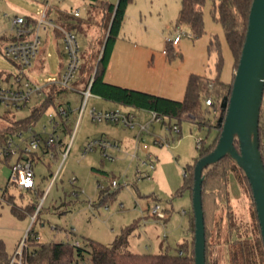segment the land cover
Instances as JSON below:
<instances>
[{
  "label": "rangeland",
  "instance_id": "1",
  "mask_svg": "<svg viewBox=\"0 0 264 264\" xmlns=\"http://www.w3.org/2000/svg\"><path fill=\"white\" fill-rule=\"evenodd\" d=\"M130 4H132V12L134 11L138 16L134 22L135 27L147 25L155 29L160 26L161 19L179 13L182 0H132ZM89 8V0H0V38L5 33H13L12 18L16 15L39 17L46 11L48 18L52 17L57 21L63 14L73 13L79 9L81 12L79 18L71 16L67 19L73 22L83 19L84 22L88 12L92 10ZM204 19L207 31L220 32L219 34L224 35L221 24L212 17L210 1L204 7ZM86 37L84 36L83 39L81 35L82 65L85 61L83 49H89L91 42L97 43L96 40H86ZM99 37H102V34ZM41 39L43 50L40 54L46 57V67L32 74L42 81L45 77L58 73L60 62L65 60V56L61 41L56 43L53 37L48 39L43 33ZM95 47L98 49V43ZM166 47L167 45L164 48ZM210 65L214 68V60H210ZM0 70L11 74L17 71L16 65L4 56V47L0 50ZM77 76L73 83L76 90L67 93L73 108L70 117L75 138L69 155L47 194L38 219L34 222L35 234L40 236L41 242L76 243L78 241L84 245L88 239H93L100 243L111 244L124 228L135 224L128 236L129 250L140 253H158L166 250L176 252L180 243L185 242V239H192V232L189 229L192 198L189 190L182 188L185 172L188 164L199 155L197 137L205 138L209 143L216 135V130L207 126L199 127L190 120H183L180 132H170L164 124L162 133L156 132V137L151 139V144L158 147V151L153 147L138 149L135 142L129 154H134L138 149L137 155L130 156L119 167H110V169L106 167L108 174H105L100 171L103 156L98 149L82 154L87 141L101 134L105 125L92 120L90 108L95 104L98 110H101L100 106H104L103 103L96 102L99 99L97 96H90L86 109L80 117V108L84 100L80 89L83 87V72L79 70ZM11 80L14 81L13 76ZM42 100L43 97H33L28 105L22 108L7 107L0 103V128L8 126L15 119L31 114L33 108ZM106 101L112 103L110 100ZM203 110L208 117L214 119L212 108L209 109L203 104ZM47 120V112H45L37 121L35 128L38 131L43 130ZM154 123L158 124L155 121ZM120 125L115 124L119 127ZM150 131L149 129L147 132ZM27 134L25 131V136ZM70 137L69 135L68 143ZM168 137L169 144L161 145L155 142L156 138ZM15 140L20 142L21 138L16 136ZM148 152L154 155L155 168L151 169L149 165L143 163ZM62 159L63 156L50 164L42 160L36 163L39 194L35 191H21L16 185L8 184L10 167L1 161L0 196L5 192L7 196H12L13 202L18 206L39 203L57 173ZM157 168L158 171L155 173ZM139 171L141 176H138ZM113 173L116 175L114 176ZM73 178H76L74 184L71 183ZM113 179L118 180L119 186L112 185ZM229 190L231 199L227 201L222 199L219 207L213 211L210 208L208 214V222L214 231L217 222L224 220L220 229L222 236L227 234L229 221L240 226L241 231L253 224V204L246 187L241 186L232 177ZM157 203L163 209L168 208L170 216L166 219L152 216L150 211ZM11 208L12 201H0V239L4 240L8 253L14 255L26 239L32 217L17 216ZM21 227H24L22 231H20ZM216 255L217 258L222 257L223 249L217 250ZM89 258L90 254L86 252L85 259L89 260Z\"/></svg>",
  "mask_w": 264,
  "mask_h": 264
},
{
  "label": "trees",
  "instance_id": "2",
  "mask_svg": "<svg viewBox=\"0 0 264 264\" xmlns=\"http://www.w3.org/2000/svg\"><path fill=\"white\" fill-rule=\"evenodd\" d=\"M208 1L211 2L213 19L223 27L227 42L234 56V68L236 69L245 42L253 0H182L176 26L187 25L192 38L201 37L205 33L204 7ZM131 2L132 0H118L117 3L102 1L101 8L104 12L103 33L102 37L95 39L99 45L98 49H95L97 43L94 42H91L89 49H83L85 61L80 68L83 72V87L80 89L84 90L90 85V91L94 95L124 106L156 112L158 115L168 118L170 126L173 123L180 126L183 120H190L199 127L214 128L216 135L213 140L207 143L205 138H203L201 145L198 147L199 155L194 157L193 161L188 164V169L185 172V182L182 188L188 189L192 198L195 164L200 157L209 153L218 141L229 106L233 79L231 82L221 80L220 76L225 59L221 41L218 35L215 34L209 43V52L215 54L214 68L216 74L214 76L191 74L182 100H175L105 81V72L111 53L119 37L127 7ZM72 16L74 18L80 17ZM25 18L28 26L31 27L30 33L34 32L38 24V17L25 16ZM82 22L81 19L76 22L70 21L64 26L79 33L83 31ZM16 39L15 35L11 39L3 35L0 39V50L9 40ZM166 49L167 52H172L174 44L167 42ZM10 60L17 65L14 60ZM12 76L15 78V74L0 70V81L11 82ZM70 91L57 84L48 86L45 88L43 100L33 108L32 113L15 119L8 126L0 128V136H6L18 129L27 128L29 124L37 123L41 115L51 107H57L59 104L64 103L70 104L71 102L67 98V93ZM207 98H211L212 104L206 102ZM203 104L209 109H213L215 116L213 120L205 114ZM62 126L63 136L71 135L73 128L71 127L70 116L67 119H63ZM259 139L264 161V97L260 112ZM235 144L239 148L237 141ZM204 175L202 197L206 225V264H213L211 248L215 242L213 237L214 228L212 229L208 222L209 209L211 208L212 211L216 210L222 199L225 201L231 199L229 188L232 177L241 186H245L250 194L253 204V224L249 228H243V231H241L240 226L229 221L227 234L224 239L227 244L229 264H264V245L256 214L255 201L250 182L243 169L233 158L227 155L213 165L206 167ZM36 206L37 203H29L23 208L12 201L11 209L17 216L23 217L26 216L27 212L33 215ZM38 216L39 214L37 219ZM223 221L221 219V221L217 222L218 225L215 228L219 231ZM134 226L135 224L124 228L111 244L100 243L93 239H88L84 245L65 241L41 242L32 235L35 234L34 230H32L26 238V246L23 250V264H195V216L193 208L190 214L192 240L180 243L176 252L166 250L158 253H140L129 250L127 248L128 236ZM86 252L90 254L89 260L85 259ZM12 257L13 255L7 251L4 240L0 239V264H11Z\"/></svg>",
  "mask_w": 264,
  "mask_h": 264
},
{
  "label": "crops",
  "instance_id": "3",
  "mask_svg": "<svg viewBox=\"0 0 264 264\" xmlns=\"http://www.w3.org/2000/svg\"><path fill=\"white\" fill-rule=\"evenodd\" d=\"M102 1H112L115 3L118 2V0H89V7L92 8V10L89 8L90 11L85 18L86 21L82 22L83 31L78 33L81 43V39L84 36H87L86 40H95L96 38L101 36L104 27V12L101 8ZM132 10V4H129L126 10L119 37L114 44L111 58L105 72V81L119 86L141 90L175 100H182L185 96L187 84L191 74L196 73L202 75L208 74L210 76L215 75V68H212L210 65V60H215V54H211L209 52V43L213 35L216 34L221 41L222 52L225 59L220 77L224 82H231L235 71L234 56L227 42L225 33L224 35H221L219 34L220 32H213L211 30L207 31L206 20L204 19L205 33L201 37L194 39L192 38L191 33H189V27L187 25L178 27L176 26V20L179 13L174 14L170 18L165 17V19H161L160 26L155 29L149 28L147 25H144L142 27H135L134 22H136L138 16L137 14H134V11L132 12ZM72 15L73 13H65L57 21H55L52 17L49 19L55 21L59 25L64 26L71 21L67 18L71 17ZM12 32L13 33L11 34L5 33L3 35H6L11 39V37L14 35L13 30ZM179 32H183V34L179 42L177 44H174V50L172 52H164V50L166 49L164 47L165 45H167V37L175 36ZM42 33L45 34L46 38L48 39L50 37H53L56 43H58L59 41L63 43L62 33L60 30L57 31L56 28L51 27L46 30H42L41 36ZM42 50L43 48L40 51L41 54ZM40 53L34 63L32 72H40L46 67V57L44 55H41ZM63 55L65 56V60L60 62V67L57 74H60L64 70L66 65L67 56L64 50ZM91 96H97L99 99L96 102L99 104L103 103L102 105L104 107L100 106L101 110L120 108L125 112L133 113L135 115V121L137 123L134 127L119 123L121 124L119 127L115 126V124H118L115 122H102L105 125L103 127V130L101 131V134H99L97 137H106L113 143H115V145H118L119 148H117L116 146L107 148V152L115 158L105 159L103 157L101 160L102 168L100 169V171L108 174V171H106V167L110 169V167L115 168L116 166L119 167L123 165V163H125L130 156L133 157L134 154L137 155L139 148L144 149L146 147H153L154 150H159L158 147H155L151 144V139L156 137V132L159 134L162 133L164 125L163 122L155 121L158 122V124L152 123L150 132L146 131L147 133H145L144 131L143 133H140L139 123L152 120L151 111L131 106H124L111 100L110 101L112 103H109L106 101L107 99H104L98 95L92 94ZM92 107H96V105L94 104ZM179 127L181 131L182 128L181 126ZM64 139L67 143L68 136H65ZM135 142H137L136 146L138 147V149L134 154L131 155L129 154V152L132 151ZM97 149L99 150L100 154H102V150L100 148ZM149 154H151L154 158V155L151 152H148V154L146 155V159L143 160V163L147 160ZM59 158H61L60 154L56 156L54 160H58ZM93 169L98 168L93 167ZM157 171L158 168L156 169L155 173ZM113 175L115 176L116 174L113 173ZM36 185L38 186L37 182ZM76 194L78 193L76 192ZM7 201H13L12 196L9 197ZM27 205L20 207L25 208ZM165 211L167 213V217L170 216L168 213L169 209L166 208ZM184 211L187 212V210ZM26 216L32 215L27 212ZM23 229L24 227H21L20 231H22ZM225 237L226 235L222 236L221 231L215 229V242L213 243L211 248L213 264H229L227 244L223 241ZM191 240L185 239V241ZM222 249L223 256L217 258V250L222 251Z\"/></svg>",
  "mask_w": 264,
  "mask_h": 264
},
{
  "label": "built area",
  "instance_id": "4",
  "mask_svg": "<svg viewBox=\"0 0 264 264\" xmlns=\"http://www.w3.org/2000/svg\"><path fill=\"white\" fill-rule=\"evenodd\" d=\"M80 14L79 9H76L73 12V15L75 16H80ZM51 27L58 28L62 33L63 50L67 56V61L64 70L60 74L49 75L41 81L38 77L32 74V68L42 49L41 31ZM12 30L17 39L4 45V56L17 63V71L13 82L0 81V103L5 104L7 107L22 108L27 106L33 97L44 98L45 88L53 84L61 85L71 91L75 90L73 83L75 82L82 65V45L76 31L68 29L49 19L46 11L39 15L38 24L34 32L30 33L31 27L28 26L27 20L23 15H16L12 18ZM182 34L183 32H179L175 36L167 37V42L177 44L181 39ZM164 52H167V49H165ZM81 93L84 100L83 105L80 108V117L86 109L89 97L92 95L90 85L82 90ZM206 102L212 104L211 98H207ZM72 111L73 108L70 104H59L57 107H51L46 111L48 120L44 123L43 130L38 131L35 128L36 123H32L29 124L27 128L18 129L6 136H0V162H5L10 167L8 184L16 185L21 191H35L38 193L35 172L36 163L42 160L50 164L54 161L58 153L61 157L63 156L57 173L54 175L49 187L42 196L41 201L37 203L35 212L31 216L32 222L27 231L26 238L30 231L33 230L37 215L41 212L47 194L50 191L53 182L59 175L61 167L68 157L72 147L75 132L71 133L70 142L66 143L62 131L63 119L69 118ZM151 112L152 120L139 123L140 133L148 131L154 121L163 122L170 132L180 131L179 125L173 123L170 126L167 121L168 118H164L156 112ZM90 115L92 120L96 123L111 121L131 127H134L137 124L133 113L125 112L120 108L98 110L96 107H91ZM25 131L28 133L26 136ZM16 136L21 138L20 142L15 140ZM202 140V137L197 138V147L201 145ZM155 142L163 145L169 144L170 141L168 138H156ZM111 146L119 148L118 145H115V143L106 137H95L87 141L84 145L82 154L85 155L100 148L105 159H114L115 157L107 152V148ZM144 163L149 165L151 169L155 168V161L151 154L148 155V158ZM138 176H141L140 171ZM75 182L76 178L71 179L72 184ZM112 185L116 187L119 186L118 180L113 179ZM9 197L11 196H7L5 192H3L2 196H0V201L8 200ZM150 214L162 219L167 218L165 209H163L159 203L151 209ZM32 235H34L37 240L40 239L38 234ZM75 244L80 245V242L77 241ZM25 246L26 239L22 242L21 247L17 248L16 253L12 257L11 264L23 263V250Z\"/></svg>",
  "mask_w": 264,
  "mask_h": 264
},
{
  "label": "water",
  "instance_id": "5",
  "mask_svg": "<svg viewBox=\"0 0 264 264\" xmlns=\"http://www.w3.org/2000/svg\"><path fill=\"white\" fill-rule=\"evenodd\" d=\"M263 97L264 0H253L221 134L215 147L200 157L194 167L192 208L195 216V264H206V225L202 197L204 169L227 155L243 169L250 182L264 245V161L259 139Z\"/></svg>",
  "mask_w": 264,
  "mask_h": 264
}]
</instances>
